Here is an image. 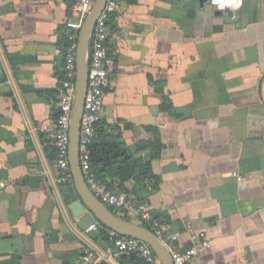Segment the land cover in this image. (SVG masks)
<instances>
[{"label":"crops","instance_id":"0c3cea01","mask_svg":"<svg viewBox=\"0 0 264 264\" xmlns=\"http://www.w3.org/2000/svg\"><path fill=\"white\" fill-rule=\"evenodd\" d=\"M75 1L0 0V264H81L89 246L96 264H135L108 227L79 229L69 209L79 196L55 163L46 92L64 71ZM110 27L103 123L160 186L102 183L148 201L182 232V249L205 233L211 247L189 264H264V0L223 13L197 0H120Z\"/></svg>","mask_w":264,"mask_h":264},{"label":"built area","instance_id":"2783aa9c","mask_svg":"<svg viewBox=\"0 0 264 264\" xmlns=\"http://www.w3.org/2000/svg\"><path fill=\"white\" fill-rule=\"evenodd\" d=\"M96 0H76L70 7L65 29L60 36L63 53L64 77L56 91L57 116L53 118L52 144L56 151L55 163L60 171V180L73 184L70 166V129L73 104L76 92V58L79 33ZM244 0H208V3L220 11L236 12L243 6ZM120 0H106V5L97 18L90 42L88 87L85 96L84 112L80 132V164L83 175L92 192L117 214L127 215L134 222L152 229L170 252L174 264H189L206 248L211 240L205 233L192 232V244L186 249L180 248L178 240L182 232L168 231L161 220L153 215L148 201L140 199L135 193L116 192L105 187L98 179L91 164V146L97 137L99 123L103 121L105 97L112 88L116 63L111 56L109 40L112 32L110 19L119 9ZM241 180V178L239 177ZM91 229H97L92 225ZM107 229L110 243L119 253H136L148 264H162L153 249L144 241L123 236ZM190 231H192L189 228ZM97 252L91 246L85 249L81 264H96Z\"/></svg>","mask_w":264,"mask_h":264},{"label":"water","instance_id":"95a60500","mask_svg":"<svg viewBox=\"0 0 264 264\" xmlns=\"http://www.w3.org/2000/svg\"><path fill=\"white\" fill-rule=\"evenodd\" d=\"M200 4L208 0H197ZM106 0H96L79 33L76 58V92L70 129V166L73 184L79 196L78 201L69 205L81 231H86L97 222L115 230L123 236L146 242L159 257L162 264H174L173 258L156 233L149 227L128 220L115 213L104 204L90 189L83 175L80 164L81 119L84 112L85 96L88 87L90 42L97 18L102 13ZM223 13V11H221ZM81 217V218H80Z\"/></svg>","mask_w":264,"mask_h":264},{"label":"trees","instance_id":"16d2710c","mask_svg":"<svg viewBox=\"0 0 264 264\" xmlns=\"http://www.w3.org/2000/svg\"><path fill=\"white\" fill-rule=\"evenodd\" d=\"M59 75L61 79L64 77L63 73H59ZM46 93L54 95V100H56V91ZM56 116L57 113L54 114V117ZM106 127L107 125L103 121L99 123L97 137L91 146V164L96 170L98 179L102 182L103 179L110 177L112 181L107 185L108 187L112 186L111 184H117L120 189H123L124 181L135 177L138 181L149 180L150 189L158 190L160 178L153 172L151 163L149 161L146 163L134 161L128 155L127 148L117 142L112 134L107 132ZM156 156L152 155L153 158ZM138 197L143 199L140 195ZM112 210L114 211V209ZM153 215L158 218L155 213ZM102 225L106 227L104 224ZM131 255L135 264H148L138 254L132 253Z\"/></svg>","mask_w":264,"mask_h":264},{"label":"rangeland","instance_id":"374dc122","mask_svg":"<svg viewBox=\"0 0 264 264\" xmlns=\"http://www.w3.org/2000/svg\"><path fill=\"white\" fill-rule=\"evenodd\" d=\"M115 211V210H114ZM115 213H118L117 211H115ZM118 215H120V214H118ZM120 216H122V217H124V218H126V219H128V220H132L129 216H127V215H120Z\"/></svg>","mask_w":264,"mask_h":264}]
</instances>
